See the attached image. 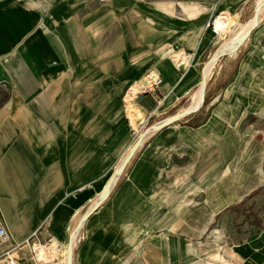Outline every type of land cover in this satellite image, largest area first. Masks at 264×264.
<instances>
[{
  "label": "crops",
  "instance_id": "0c3cea01",
  "mask_svg": "<svg viewBox=\"0 0 264 264\" xmlns=\"http://www.w3.org/2000/svg\"><path fill=\"white\" fill-rule=\"evenodd\" d=\"M216 1L22 0L17 13L6 4L0 13V213L15 238L39 228L41 241L28 244L56 241L61 264L70 236L63 226L86 215L71 264H264V211L255 197L264 186V30L255 34L263 23L230 50L233 58L247 48L235 71L220 67L210 74L202 106L150 133L99 210L86 211L130 146L112 153L109 138L98 135L111 111L97 96L112 86L113 94H123L153 66L161 68L170 48L190 60L209 51L204 24L219 9L238 13L247 26L260 10L242 21L240 9ZM110 48H118L114 56L95 61L103 49L112 55ZM168 89L163 73L159 89L135 101L157 121L172 117L181 102L167 108ZM123 173L127 179L113 193ZM235 173L239 178L224 189L222 178ZM133 175L134 189L122 191ZM175 216L184 220L181 228ZM187 221L200 225L187 229ZM26 251H17L21 264Z\"/></svg>",
  "mask_w": 264,
  "mask_h": 264
},
{
  "label": "rangeland",
  "instance_id": "374dc122",
  "mask_svg": "<svg viewBox=\"0 0 264 264\" xmlns=\"http://www.w3.org/2000/svg\"><path fill=\"white\" fill-rule=\"evenodd\" d=\"M21 1L22 0H0V13L4 12V9H5L6 4L10 8H14L15 13L19 12L20 8L23 6V3ZM144 1H146V2H154L155 0H136V2H144ZM227 1H228L227 3L230 6V9L231 10H233V11H236V10H239V9L241 10V18H242V21H246L247 19H249L250 18V15L253 12V9L254 10L255 9H258L259 6H260L259 13L257 15H255L249 22L251 24L254 20L257 19V17H262L263 16L261 22H259L257 25H259L260 23L261 24L263 23V24L262 25L260 24L261 27H257L256 28L255 34L256 35H259L260 30H262V31L264 30V0H256V1L255 0H227ZM192 2H193V0H192ZM217 2H218V0L216 1V3ZM100 6H102V4L95 5L96 8L97 7H100ZM133 7L134 6L130 7L129 10L131 8H133ZM227 11L230 12L229 10H227ZM230 13H231L232 17L237 21V23L238 22L240 23V27H243V26L244 27H248V26H250V25L247 26L246 23H242L240 21V16H239L238 13H232V12H230ZM214 18H215V15L212 18H210L211 21L213 22V24H214ZM3 19H5V17H3V18L0 17V20L2 22H3ZM207 22H205L204 26L207 25ZM249 22H247V23H249ZM144 24H145V22H144ZM235 26H236V23L233 24V27L232 28L234 29ZM202 27H203V24L200 25L197 28H202ZM253 28H252V30H253ZM0 29H1V27H0ZM60 29H63V27L60 28ZM252 30L246 36H243L240 39V43L238 44V47L235 46L236 43H232L229 47H227V48H225V49L222 50V45L224 43V40H226L228 38V35H225L223 38L219 37V35L215 33V24H214V29L212 27L206 28V35H208L212 39V43H211V45L209 47V51H207V52H205V53H203L201 55L198 54V56H194L192 60H190V58L186 54L187 60L185 62L184 69H180L179 70V74H176L175 76H171L172 69L169 66V64H171V63L173 64V62H174V60H173L174 53L175 54L176 53H179L182 50H177L175 48H170V49H168V50L172 51V53L168 56L170 58L165 60V62L162 65L161 68L154 67L153 66V68L150 69L148 72H146L143 75V77H141V79L132 82L126 88V90L123 92V94L121 92H119L117 94H113V92H115V90H112L113 89V86H112L111 90L108 89L106 91H101V94L99 96H97V97H98L99 100H102V98L104 97V100L103 101L105 103V105H104L105 106V109L107 111L109 110V112L111 111L110 112V114H111V118H110L111 121L110 122H107L104 127L99 128L97 130L98 131V135L100 137L109 138V141L111 142L110 143L111 149L113 151L112 153H115L116 151H119V148L125 142H127V145H130L129 148L127 149V151L129 152L132 148H135L137 150L139 148V145L145 140V138L150 133L158 132V131H160V129L164 125H167L166 122L169 119L172 118L171 116H169V117H167V118H165L163 120L157 121L156 120L157 117L155 116L156 114H154L153 117L146 116L148 114H145V113H143V114H136V116H135L134 119L131 118L127 114L126 96H127V93L129 91L130 87L132 85H135L136 83L145 82L143 79L147 75L151 74L152 72H156L157 71L158 73L161 74V78H163V73H165V75H166V82L169 83V89L167 90V94L166 95L172 97L171 98V101H170V104H166V107L167 108L168 107L170 108L173 105L181 102V105L178 106V107L173 108L169 112V115L175 113L174 116H176V114H184V113H189L191 111L194 112V111L198 110L202 106V103L204 101L205 89L207 87L208 82L210 81L211 76H212L210 74H213V72L216 71V70H218V68H220V67H223L222 69L225 72H233V71H235L237 61H240L241 59H243V57H244V55L246 53V50L245 49H247V48H244V49L242 48L243 50L240 49V51L238 52V54H236L233 58H228V56L230 54V50L239 49L240 46L249 39ZM199 33H202V31L201 32L199 31ZM260 38H261V36H254L253 37V39H256L257 41ZM257 41H255V43ZM261 41L264 42V39H261ZM213 44H215L217 46L215 48H213ZM110 49H112V55L110 54L109 56H107V53L108 52L110 53L111 51L108 50L106 52V50L103 49V50H101V51L98 52V57L100 59H97V60L95 59V61H100V60H102L104 58H108V57L114 56L115 53L118 51V48H110ZM212 49H213V52H212ZM210 52H212L211 55H210ZM226 52H228V53H226ZM223 53H224V55H222ZM134 60L135 59H129L128 61H134ZM137 60H141L142 65H145V63L147 62L148 59H137ZM212 61H214V64H211ZM84 66L86 67L87 64H85ZM215 67H217V68L215 69ZM207 78H208V80H207ZM112 83H113V81H112ZM154 84L155 83H153V86H154ZM152 88L153 87H149V88L146 87L145 88V91L147 89H152ZM200 92L203 93V94H202L201 99L198 102V100L196 101V99H198V95L200 94ZM188 93L190 94V97L184 99L183 96L186 95V94H188ZM195 96H197V97H195ZM106 97H109L108 100H105ZM243 101H244V105H245L246 100H245L244 97H243ZM134 103H136L135 100H134ZM101 104H103L102 101H101ZM142 105H144V104L142 103ZM119 107L121 108V111L118 112V108ZM115 108H117V109L115 110ZM144 110H145V108H144ZM145 112H146V110H145ZM126 117L130 120V122L128 120L129 123H125L124 122V120H125ZM174 120H177V119H174ZM196 120H197L196 122H198L199 119H196ZM140 122H142V123L140 124ZM154 127L157 128V129L154 130L153 132H151V129L153 130ZM259 131L260 132H263V130H259ZM169 132H171V131H169ZM137 137L140 138V140L136 144V143H134V141L136 140ZM215 150H216L217 154L219 155L220 154L219 149L216 147ZM127 151L123 154V156H125V155L128 154ZM106 162H107V160H106ZM137 165L138 164L136 162H133L132 165L130 166L129 169H130V171L132 173L136 169ZM144 172H145V170L143 168H141L139 170V172H138L139 176L140 175H143ZM113 173H114V171L112 172V174ZM127 173H128V171H127ZM127 173H123L122 174L121 179H120V182L118 183V185H117V187H116V189L114 190L113 193H115L117 191V189H119V187L122 185V183L123 184L125 183V180L127 179ZM146 173H148V171H146ZM135 177H136V175H133L132 177L130 176L131 179L123 187L122 191H126L127 190L126 188H128V190L134 189L133 186L136 183ZM230 180H231L230 177H228V178H225V177L222 178L221 184H222V187L224 189H226L228 187V183L230 182ZM97 190H95L94 194L96 193ZM97 194L98 193H96V195ZM255 194H256L255 197L258 198V200L260 201V204L263 205V207H261L260 209H263V211H264V186L261 187V188H259L255 192ZM112 195H109L108 198L110 199V197H112ZM184 197L187 199V198H189L191 196L188 193H186L184 195ZM175 219L176 220L179 219L178 222H181V223H183V221H184L181 217H178V216H175ZM175 225L176 224H174L173 227ZM63 229H65V231H68L69 232L68 224L67 225H64L63 226ZM173 236L175 238L176 237H179L177 235H173ZM42 241L43 242H48L49 240H42ZM55 242L56 241H53L51 244H53ZM31 245H33V242L31 243ZM43 245H45V244H43ZM178 248L179 247L177 246V244L175 242L173 244V250H174V252H176L178 250ZM26 250H27L26 253L29 256V259H28L27 262H24L22 264H32L33 261H34L33 258H34V255L35 254H34V252L31 249H26ZM15 254H17V252ZM57 254H58V252H57ZM60 256H61L60 254H59V256H57V261H58L57 264H59ZM15 259H16V262L18 261L17 263L19 264V262H20L19 258H16L15 257Z\"/></svg>",
  "mask_w": 264,
  "mask_h": 264
},
{
  "label": "bare ground",
  "instance_id": "6f19581e",
  "mask_svg": "<svg viewBox=\"0 0 264 264\" xmlns=\"http://www.w3.org/2000/svg\"><path fill=\"white\" fill-rule=\"evenodd\" d=\"M262 18H263V16L257 17V19L255 18L256 20H254L250 24V26H248V27H244V26L240 27V23L239 22L237 23V21L232 17L230 12H228L225 8L219 9L218 12H216L215 18H214L215 33L218 34L219 37H221V38H223L225 35H228V38L226 40H224V43L222 45V50L229 47L232 43H236L235 46L238 47V44L240 43V39L243 36H246L252 30L253 27H255L259 22H261ZM235 23H236V26L233 29L232 27H233V24H235ZM214 24H213V29H214ZM173 60H174L173 64L172 63L169 64V66L172 69L171 76H175L176 74H179V70L184 69L185 62L187 60L185 52L181 51V52L176 53V54L174 53ZM214 61H212L211 64H214ZM160 78H161L160 73H158L157 71L152 72L151 74L147 75L143 79L145 82L136 83L135 85H132L130 87V89L127 93V96H126V104H127V111H128L127 114L131 118L134 119L136 114L145 113L144 107L140 106L137 103H134V100L136 98H138V94L145 92L146 87L147 88L153 87V83H155V81L160 79ZM202 94L203 93H201V92L199 95L197 94L198 99H196V101L198 100V102H199V100L202 97ZM195 97H197V96H195ZM191 112H193V111H191ZM191 112L184 113V114H176V116L174 118L169 119L166 122V124L167 125L172 124L174 122L173 121L174 119H180V118L190 114ZM156 129L157 128L154 127L153 130L151 129V132H153ZM135 151H136L135 148H132L129 152L127 151L128 154L123 156L122 159L120 160V162L115 166L114 173L112 174V178H111L110 183L107 186H105L102 193H100L99 197L95 200V202L92 206L94 209L89 213L90 214L89 216H91L92 214H94L96 211L99 210L100 204L103 203V200L105 199L106 195L109 193V191L111 190V188L115 184L114 182L117 180L118 175L121 173L122 169H124V167H121V166L128 159L129 156H131L135 153ZM238 178H239V176L237 175V173H235L234 176L232 177V179L230 180V182L231 183L233 182V184H234V182ZM256 179H258V178H256ZM85 217H86V215L85 216H79V217L75 218L72 221V223L70 224V226L68 228L70 236H69L67 242L65 244H63V246L61 247L63 249V252H64V254H63V252H62V254L65 256V257L63 256L64 260H63V263H61V264H66V262H67V264H71L74 247L77 246V243H78L79 232L82 229V227L85 225ZM186 218H188V217H186ZM198 225H200V224L187 221L185 224V228L190 229L191 227H196ZM181 227H182V223L179 222L177 228H181ZM28 243L29 242H26L23 246L26 249H31L34 252V254H35L34 258H35L37 264H56L55 262H56L57 252L60 250V248H59L60 246H58V244L53 243L51 245H46V244L43 245V244H40L38 242H33V245H29ZM16 252L17 251H14L13 254H15ZM17 262H16L15 257L13 256V258L9 259L8 261L0 262V264H18Z\"/></svg>",
  "mask_w": 264,
  "mask_h": 264
},
{
  "label": "built area",
  "instance_id": "2783aa9c",
  "mask_svg": "<svg viewBox=\"0 0 264 264\" xmlns=\"http://www.w3.org/2000/svg\"><path fill=\"white\" fill-rule=\"evenodd\" d=\"M100 3H107L109 0H97ZM212 27L213 23L211 19L207 22L206 28ZM162 82V78L155 81V84L152 89H147L143 93L139 94H149L154 89L158 88L159 85ZM166 97L163 95L162 98L157 100L156 107L159 108L163 105ZM39 240L41 241V238L39 236V228L35 229L28 237L23 239H17L12 234L11 230L9 229L7 222L5 220V217L2 213H0V262L8 261L9 259L16 257L19 258L16 254H13L14 251H20L24 250V243L29 241ZM21 264V261L20 263Z\"/></svg>",
  "mask_w": 264,
  "mask_h": 264
},
{
  "label": "water",
  "instance_id": "95a60500",
  "mask_svg": "<svg viewBox=\"0 0 264 264\" xmlns=\"http://www.w3.org/2000/svg\"><path fill=\"white\" fill-rule=\"evenodd\" d=\"M255 12H254V16H255ZM175 116H172V118H174ZM174 121V120H173ZM139 140H140V138H138V140H137V142H135L136 144L139 142ZM132 156V155H131ZM131 156H129L128 157V159L123 163V165L121 166V167H125L126 165H127V163H128V161H129V159H130V157ZM111 178H112V176H110L109 178H108V180H107V182H106V184L105 185H108L109 183H110V181H111ZM95 207V206H94ZM94 208L92 207V208H90L89 210L87 209L86 211H87V213H90L92 210H93Z\"/></svg>",
  "mask_w": 264,
  "mask_h": 264
}]
</instances>
